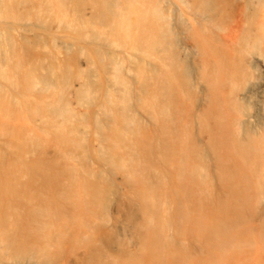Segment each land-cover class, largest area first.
I'll return each mask as SVG.
<instances>
[{
  "label": "bare ground",
  "instance_id": "bare-ground-1",
  "mask_svg": "<svg viewBox=\"0 0 264 264\" xmlns=\"http://www.w3.org/2000/svg\"><path fill=\"white\" fill-rule=\"evenodd\" d=\"M0 39V264L264 249V0H0Z\"/></svg>",
  "mask_w": 264,
  "mask_h": 264
},
{
  "label": "rangeland",
  "instance_id": "rangeland-1",
  "mask_svg": "<svg viewBox=\"0 0 264 264\" xmlns=\"http://www.w3.org/2000/svg\"><path fill=\"white\" fill-rule=\"evenodd\" d=\"M2 42H3V40L0 39L1 47L6 48V46H7L6 50H8L9 45L7 44V42L6 41L3 43ZM18 124H20V125H18ZM13 125L15 126V128L18 129L20 127H27L28 123L24 120L23 114H21V116L13 118ZM31 126L32 125H29V127H31ZM86 131H87V135H86L87 137H86L85 143H86V145H89V143L94 141V140L92 139V135H90V134H92L91 130L89 129ZM32 135H33V137H36L35 135H37V136L42 135L43 136V134H40V133H36V134H32ZM33 140H35V139H33ZM92 165L94 167H96V163L92 162ZM116 182L118 184V180H116ZM124 192H125V189H123L121 186H118L116 188V192H113V195H111L108 202H106L107 203V211H108V212L106 211L107 226L111 227L112 230L114 228V224H113L114 218L117 217L116 210L118 207V196ZM127 226H129V225L126 224L124 227L128 228ZM129 228H130V226H129ZM127 235L128 234L126 232L121 231V236H123L124 238L122 239V238L118 237V240L122 243L123 242H126V243L130 242L129 237ZM116 237H117V234H116ZM246 252L247 253H245V252L239 253L240 255L238 254L237 256L234 257L235 258L234 260H230L226 264H264V249H259L256 246L254 248V250L253 249L246 250ZM77 253L79 255H81L82 252H81V250L78 249ZM71 255L72 254L70 252V249L65 250L64 248H62L59 252L51 254L46 259L44 264H76L75 260L73 259V257Z\"/></svg>",
  "mask_w": 264,
  "mask_h": 264
}]
</instances>
